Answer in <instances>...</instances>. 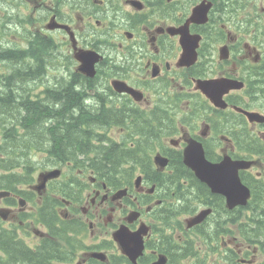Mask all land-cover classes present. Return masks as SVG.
Masks as SVG:
<instances>
[{"label":"flooded vegetation","instance_id":"flooded-vegetation-1","mask_svg":"<svg viewBox=\"0 0 264 264\" xmlns=\"http://www.w3.org/2000/svg\"><path fill=\"white\" fill-rule=\"evenodd\" d=\"M0 3L2 23L9 22L5 40L23 60L30 57L32 41L50 42V74L43 71L28 97L42 99L45 87L57 89L63 81L77 87L94 96L95 104L122 111L120 119L93 127L98 137L92 136L91 143L104 148L109 140L138 151L128 160L131 172L120 171L114 179L98 175L93 162L78 151L67 157L71 160L63 166L65 175L49 179L43 188H33L35 182L19 184L17 190L24 195L10 191L0 198V207L8 210L5 219L0 217V228L15 232L18 239L12 242L32 253L49 247L47 264H225L233 251L242 256L250 250L252 256L253 249L234 236L224 235L218 245L207 238V221L215 209L200 197L193 177L221 198L228 211L233 208L185 164L184 150L193 141L212 163H248L238 175L251 194L257 190L264 201V0ZM8 62H1L3 71L13 66ZM119 83L130 91L119 90ZM138 117L161 124L157 137L135 124ZM4 120L9 127L8 117ZM165 122L169 126H162ZM37 142L32 150H40ZM49 155L53 166L64 164V158ZM176 157L188 170L187 177L177 176L171 161ZM31 162L40 165L39 158ZM178 178L185 188L179 197L175 183H170ZM191 188L198 195L188 197ZM42 205L51 206L50 225L39 218ZM203 210H208L203 219L190 224ZM131 213L136 215L129 220ZM122 225L133 234L146 227L135 258L113 238ZM136 249L133 245V253ZM13 260L0 247V264Z\"/></svg>","mask_w":264,"mask_h":264},{"label":"trees","instance_id":"trees-1","mask_svg":"<svg viewBox=\"0 0 264 264\" xmlns=\"http://www.w3.org/2000/svg\"><path fill=\"white\" fill-rule=\"evenodd\" d=\"M0 26H2L1 15ZM41 40L43 41H32V44L34 45V48L32 49L33 53L36 55L40 54V58L43 56L45 57L44 60L41 61V69L38 70L40 73L47 61L48 51L46 48H48L50 44V42L45 39L41 38ZM10 57L12 56L9 52H1L0 50V60H2V58L9 60L13 65L12 67H14L15 73L13 76H17L16 72L18 70L20 71L23 62L22 60H14V58ZM30 58L33 60L30 56L25 65L33 64L34 60L31 61ZM1 66L2 65L0 64V68ZM0 71L3 70L0 69ZM6 76L2 75L0 72V111L2 110L3 115L7 112L6 109L11 115L21 116L23 114L16 120V122H22L20 123V126L25 130L23 136L27 139L26 142L24 141L25 143L22 142L23 145H26L28 140L30 142L32 140L37 141V139L41 144L43 142L49 144L48 151L40 152L44 154L45 164L53 165V161L49 159V154H52L57 158L59 155L61 157H69L80 151L85 155L86 161L89 163L93 162L92 167L100 176L105 175L110 179H114L116 175H119L120 171L131 172L132 169L131 167H128V160L131 155L135 156L138 151L122 148L109 140H107L109 146L104 148L90 142L92 136L95 138L98 137L93 131L95 125H103L107 119H120L122 111H116L113 106L105 109L102 103L100 105L95 104V102L92 101L94 96H90L85 93V91L79 90L77 87H72L65 83L63 79H61L63 83L61 82V86L57 89L50 91L49 88L45 87L44 98L29 100L27 95L28 91H25V80L21 77L22 80L16 81V78H14V80L11 81L10 79V82H8V78L3 79V77ZM10 77L11 76H9V78ZM6 91L8 93H6ZM23 95H26L27 99H24V97L22 98ZM86 116L89 118L85 119ZM136 120L139 124L141 123V125H143L140 126L138 124L139 128L143 127L142 129H145L147 134L157 137V132H159L161 124L154 120L155 125H152L153 121L150 119L142 122L139 117ZM167 125L169 126V123L165 122L162 124V126ZM12 130L13 129H10L9 132ZM6 138L10 141L12 140L10 136L6 135ZM3 142V134L0 133V189L15 191L17 194L24 195L17 190L18 185L31 182L30 176L35 166L27 164V155L29 152L23 159L18 158L19 160H17L14 158L13 154L18 156L19 153L25 151V147L20 148L19 146L20 149H17L20 143L18 144L17 142L12 141L13 143H11L10 152H8L2 145ZM146 152L147 151L144 153ZM67 160L71 159L67 158L62 161L64 164H67ZM96 161H98V164H96ZM121 161L125 162V165L121 164ZM171 161L173 163V168L177 171V176H182L183 178L187 177L189 172L184 168L179 158H172ZM192 181L197 186L198 192H202L200 197L203 198V201L215 209V212L212 213V217L207 221L208 234L210 235V237L207 236V238L215 239V243L218 245L224 235H229L231 237H236L239 242L252 245L253 248L256 246L258 250L257 252L260 254V261L258 260L256 264H264V201L260 199L258 191L256 190L252 193V197L249 199L246 206L233 208L230 212L225 208L223 200L221 198L216 199L215 195H213L203 183L199 182L194 177ZM192 181L189 182V186L186 188L187 190L191 187L190 184ZM170 183H175L176 196H181L180 190L183 186L180 184L179 178ZM184 190L182 189V191ZM198 192L195 191V188H191V192H189L187 196L191 197L194 195L192 197H195L198 195ZM39 209L40 220L44 224L50 225V223L53 222L52 219H54L51 206L42 205ZM200 238L203 239V237ZM17 239L18 237L13 230L7 231L4 228H0L1 249L10 257H15V260L8 264H22V262L25 261L27 264H47L50 252L49 247L46 251L41 253H32L21 244L12 242ZM203 241L206 242L209 240ZM174 249H178V247L174 246ZM245 254V257H248L247 251H244L243 256ZM239 257L241 256L233 251V254H229L228 257H226L227 262L225 264H239ZM216 264L221 263L217 261Z\"/></svg>","mask_w":264,"mask_h":264},{"label":"water","instance_id":"water-1","mask_svg":"<svg viewBox=\"0 0 264 264\" xmlns=\"http://www.w3.org/2000/svg\"><path fill=\"white\" fill-rule=\"evenodd\" d=\"M93 61V59H91ZM91 66V64H90ZM119 90H129L122 83L116 84ZM184 162L188 165L196 174V176L204 181L213 192L220 193L225 196L228 207L232 208L236 205H245L250 196V192L247 186H245L238 175V169L248 166V163L244 161H222L220 163H212L205 159L202 147L200 144H195L191 141L190 144L184 150ZM59 173V170H53L47 173L40 174V183L36 188L41 189L44 187L45 181L48 178L55 177ZM8 191H0V196L8 195ZM7 210L0 208V216L7 217ZM208 213V210L201 211L198 215L190 220V224L200 222L203 217ZM135 213L129 215V220L135 217ZM146 227L140 228L136 233L127 230V227L122 225L113 233V238L121 246L123 252L129 255L130 258L140 252L142 248V236L145 234ZM136 247V251L133 253L132 247ZM160 261L156 264H162Z\"/></svg>","mask_w":264,"mask_h":264},{"label":"bare ground","instance_id":"bare-ground-1","mask_svg":"<svg viewBox=\"0 0 264 264\" xmlns=\"http://www.w3.org/2000/svg\"><path fill=\"white\" fill-rule=\"evenodd\" d=\"M3 3V2H2ZM1 4V3H0ZM8 4V3H7ZM20 4V3H19ZM65 4V3H64ZM14 5V4H13ZM61 5V4H60ZM8 6H10V5H8ZM7 6V7H8ZM15 6V5H14ZM18 5H16V7H17ZM25 6H26V4H25ZM15 8V7H14ZM5 9V8H4ZM17 10V9H16ZM19 10V9H18ZM21 10V9H20ZM23 10V9H22ZM21 10V11H22ZM9 11H10V9H9ZM13 11V10H12ZM20 11V12H21ZM6 12V11H5ZM8 13V12H7ZM14 13V12H13ZM10 14H12V13H10ZM9 14V15H10ZM19 14V13H18ZM22 14V13H21ZM2 16H5V15H2ZM14 16H15V13H14ZM21 16H24V15H21ZM12 17V16H11ZM3 18V17H2ZM15 18V17H14ZM13 19V18H12ZM9 20V19H8ZM5 21V20H4ZM16 21H18V20H16ZM19 21H21V20H19ZM7 22V21H6ZM12 22V21H11ZM19 23V22H18ZM8 24H9V22H8ZM8 24H4L3 25V23H2V26H0V50L1 51H5V52H9L10 54H11V56L12 57H10V58H14V60L16 59V58H19V60H22V62L24 61L22 58H21V56L20 55H18V52H17V50L15 49V47H14V45L13 44H10V42L8 43L7 42V40H5V37H6V35L8 34V29H9V27H8ZM17 24V23H16ZM15 24V25H16ZM11 25V24H10ZM22 25L23 24H19L18 26L19 27H22ZM13 27H15V26H13ZM12 28V27H11ZM23 28V27H22ZM22 28H20V29H22ZM7 38V37H6ZM9 41V40H8ZM19 48V47H18ZM46 50L48 51V48H46ZM20 51V50H19ZM24 51V50H23ZM26 51H28V49L27 50H25V52ZM31 53H30V55L29 56H31L32 57V59L34 60V62H33V64H30V65H25V63H23L22 65H21V68H20V72H22V71H24L25 70V73H23V76H22V79H24L25 80V91L27 90H29V88L31 87L30 86V82H33V85L36 83V82H38V80L40 79H42V77H44V70H46V73L47 74H45V76H49V74H50V66H49V59H50V56H49V53H48V56H47V61L45 62V64H44V67H43V69H42V71H41V73L38 71V70H40L41 68H40V64H41V61H43L44 60V56L42 57V58H40V54L39 55H36V54H34L33 53V51L31 50L30 51ZM29 54V53H28ZM24 55V54H23ZM25 55H27V54H25ZM44 55H46V54H44ZM28 59V58H27ZM2 60L4 61V63H5V61H6V59L4 60L3 58H2ZM2 60H0V61H2ZM16 60H18V59H16ZM30 60H31V58H30ZM29 60V61H30ZM33 60H31V61H33ZM13 61V60H12ZM25 61H27V60H25ZM30 61V62H31ZM10 62V61H9ZM8 62V63H9ZM11 63V62H10ZM0 64H2L3 65V63H1L0 62ZM5 64H7V63H5ZM29 64V63H28ZM26 66V67H25ZM3 67H4V65H3ZM7 67H8V65H7ZM28 68V69H27ZM0 69H2V67L0 68ZM29 70V71H28ZM1 73H2V75H7L6 77H3V79L4 78H8V82H10V79H11V81L12 80H14V78H15V76H13L14 75V73H15V71H14V67H10L7 71H0ZM19 73V72H18ZM9 76H11L10 78H9ZM18 76V75H17ZM68 79H70V77L69 76H66ZM49 89H50V91H52L55 87L53 86H50V87H48ZM26 91V92H27ZM49 91V92H50ZM6 93H8L7 91H6ZM24 93V92H23ZM28 93H29V91H28ZM27 93V95H29ZM25 94V93H24ZM30 96V95H29ZM24 97V99L26 98V95L24 96H22V98ZM31 98V97H30ZM29 98V100H33V99H30ZM27 99V98H26ZM23 100V99H22ZM31 102V101H30ZM33 102V101H32ZM42 103V102H41ZM7 115H9L10 116V118H11V120L12 119H14V118H16V120L18 119V118H20L21 116H16V115H11L9 112H6L5 113V115H3L2 114V110L0 111V133H2L3 134V137H4V142H3V146L5 147V149L8 151V152H10V149H11V143H13L12 141H14V142H17L18 144L19 143H22V142H26V139L27 138H25L24 139V132H25V130H24V128H22L21 126H20V123H22V122H16V124H13V125H11V126H9V127H5V126H3L4 125V123H5V118L7 117ZM15 120V121H16ZM130 122V121H129ZM139 123V122H138ZM140 125V124H139ZM140 126H143V125H140ZM60 127V126H59ZM10 129H13L12 131H10L9 132V130ZM17 130V131H16ZM140 132V131H139ZM136 133V132H135ZM138 133V132H137ZM6 135L7 136H10L11 138H12V140L10 141L8 138H6ZM142 135H143V133H142ZM12 136H14V137H12ZM7 139V140H6ZM19 140L21 141V142H19ZM38 141V140H37ZM36 140L35 141H30L29 142V140H28V142H27V144L25 145L24 144V146L23 147H25V151L24 152H21V153H19V155L18 156H21L22 154L23 155H27V153L29 152V154L27 155V158H28V161L29 160H31V159H38L39 158V153L40 152H43V151H48L49 150V144H46V145H43V144H40L41 145V148H40V150H32V144H33V142L34 143H36L37 142ZM24 142V143H25ZM91 142V141H90ZM94 143H97L96 141H93ZM38 143V142H37ZM40 143V142H39ZM51 148V147H50ZM17 149H20L19 148V145H18V148ZM80 153V152H79ZM141 153V152H140ZM8 154H10V153H8ZM58 154V153H57ZM59 155V154H58ZM12 156V155H11ZM13 156H14V158H16V159H18V156H15L14 154H13ZM10 157V156H9ZM58 157H61L60 155L58 156ZM77 157V156H76ZM62 158H64V159H67V157H62ZM78 158V157H77ZM28 161H27V164H29L28 163ZM123 163V162H122ZM30 166L32 165V166H39L38 164L36 165L35 164V162H31L30 164H29ZM12 180V179H11ZM10 183H12V182H10ZM28 187V186H27ZM8 188V187H7ZM183 190H184V188H182ZM14 192V191H13ZM12 196V195H11ZM261 229V228H260ZM215 249V248H214ZM207 254V253H206ZM2 257V256H1ZM181 257V256H180ZM188 257V256H187ZM210 260V259H209ZM189 263V262H188ZM247 264V263H246Z\"/></svg>","mask_w":264,"mask_h":264},{"label":"rangeland","instance_id":"rangeland-1","mask_svg":"<svg viewBox=\"0 0 264 264\" xmlns=\"http://www.w3.org/2000/svg\"><path fill=\"white\" fill-rule=\"evenodd\" d=\"M1 52H3V51H1ZM4 60H5V59H4ZM25 60H26V59H25ZM25 60L23 61V63L26 62ZM18 72H19V73H18ZM23 73H25V70L22 71V73H21L19 70L16 72V74L18 75V76H15L16 81H18V80H22L21 77L23 76ZM29 84H30V86H32V85H33V82H30ZM60 85H61V83H58V84L56 85V88H58ZM21 95H22V94H21ZM6 111L9 112L7 109H6ZM7 117H8V120H9V122L7 123L8 126H11V125H13V124H16V121H15L16 118H14V119L11 120L10 116L7 115ZM135 124L138 125V124H139L138 121H136ZM140 125H141V123H140ZM3 126L6 127V124L4 123ZM39 157H40V156H39ZM41 170H42V169H41ZM34 175L36 176V172L34 173Z\"/></svg>","mask_w":264,"mask_h":264}]
</instances>
